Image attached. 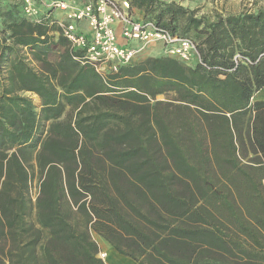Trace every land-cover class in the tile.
Returning a JSON list of instances; mask_svg holds the SVG:
<instances>
[{"label":"trees","instance_id":"16d2710c","mask_svg":"<svg viewBox=\"0 0 264 264\" xmlns=\"http://www.w3.org/2000/svg\"><path fill=\"white\" fill-rule=\"evenodd\" d=\"M125 2L184 22L201 63L150 57L104 82L52 12L0 16V264H105L93 234L140 264H264V12Z\"/></svg>","mask_w":264,"mask_h":264},{"label":"built area","instance_id":"2783aa9c","mask_svg":"<svg viewBox=\"0 0 264 264\" xmlns=\"http://www.w3.org/2000/svg\"><path fill=\"white\" fill-rule=\"evenodd\" d=\"M82 1L83 5L76 6L70 0H55V10L65 16L53 24L70 48L79 52L74 59L81 66L92 68L104 82L122 66L133 63L143 47L151 44H162L165 55L183 63H201L193 39L179 36L155 21L134 17L128 2ZM25 13L36 24L43 22L32 0H26ZM242 60L241 56L235 58L236 63ZM243 61L251 64L249 60Z\"/></svg>","mask_w":264,"mask_h":264},{"label":"rangeland","instance_id":"374dc122","mask_svg":"<svg viewBox=\"0 0 264 264\" xmlns=\"http://www.w3.org/2000/svg\"><path fill=\"white\" fill-rule=\"evenodd\" d=\"M34 5L39 9L41 17L44 19L49 12H52L54 20H62L64 18V13L58 10H55L53 2L55 0H32ZM76 6L83 5L82 0H70ZM118 2H125V0H117ZM165 3H176L180 6H183L188 11L193 12L196 18L203 19L205 22L212 23L217 15L228 16H237L245 12L258 13L260 11L264 12V0H161ZM2 3V4H1ZM0 16L7 14L12 6L19 7L20 12L27 19L30 18L32 23L36 24L31 17L25 13L26 0H0ZM130 5V4H129ZM131 7V6H130ZM131 13L134 17L138 19H145L155 21L153 16L155 15H146L144 11L138 9H132ZM186 25L184 22L178 24L177 35L191 38L196 43L200 42L199 37L193 33V31H186ZM57 33V32H56ZM165 55V48L162 44H151L144 46L141 53L137 56L134 62L139 60H145L150 57H160ZM167 56V55H166ZM52 60H56L57 52L52 54ZM167 98H171V95L165 96L161 95L157 97V100L164 101ZM254 100H257V95ZM250 158L257 159L253 155ZM37 193V190L34 191ZM103 257V256H102Z\"/></svg>","mask_w":264,"mask_h":264},{"label":"crops","instance_id":"0c3cea01","mask_svg":"<svg viewBox=\"0 0 264 264\" xmlns=\"http://www.w3.org/2000/svg\"><path fill=\"white\" fill-rule=\"evenodd\" d=\"M28 20L32 22L30 18ZM58 36L59 35L57 33L56 37L58 38ZM61 51H62L61 48H58L57 51H55L54 53L57 52V56H58ZM17 95L30 100L37 110H41L43 108L42 99L38 94L32 91H20L17 93ZM257 99L264 101V88L258 92ZM93 237L100 247L99 258H101L105 264H140L131 257L119 253L111 244H109L101 236L93 234ZM103 254H105V257H102Z\"/></svg>","mask_w":264,"mask_h":264}]
</instances>
